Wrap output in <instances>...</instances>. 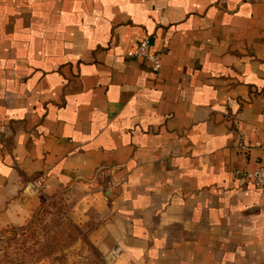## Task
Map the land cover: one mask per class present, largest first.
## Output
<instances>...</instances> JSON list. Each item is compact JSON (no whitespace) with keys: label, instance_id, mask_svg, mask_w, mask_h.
<instances>
[{"label":"crops","instance_id":"crops-1","mask_svg":"<svg viewBox=\"0 0 264 264\" xmlns=\"http://www.w3.org/2000/svg\"><path fill=\"white\" fill-rule=\"evenodd\" d=\"M263 165L264 0H0V227L64 196L112 264H264Z\"/></svg>","mask_w":264,"mask_h":264},{"label":"rangeland","instance_id":"rangeland-1","mask_svg":"<svg viewBox=\"0 0 264 264\" xmlns=\"http://www.w3.org/2000/svg\"><path fill=\"white\" fill-rule=\"evenodd\" d=\"M0 264H112L64 196L44 200L21 225L0 227Z\"/></svg>","mask_w":264,"mask_h":264},{"label":"built area","instance_id":"built-area-1","mask_svg":"<svg viewBox=\"0 0 264 264\" xmlns=\"http://www.w3.org/2000/svg\"><path fill=\"white\" fill-rule=\"evenodd\" d=\"M133 56L147 63L149 69L157 73L160 68V57L157 53L151 51L149 39L143 38L137 45ZM239 147L244 149V145L240 142ZM246 180L253 183L258 187L264 186V165L256 168L252 171H247L243 173ZM38 188V185L36 186Z\"/></svg>","mask_w":264,"mask_h":264}]
</instances>
